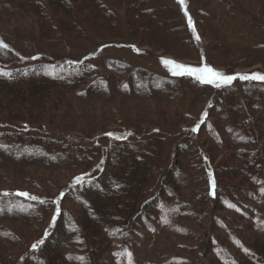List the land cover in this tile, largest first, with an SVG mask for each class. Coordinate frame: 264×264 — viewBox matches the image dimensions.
<instances>
[{
  "label": "rangeland",
  "instance_id": "rangeland-1",
  "mask_svg": "<svg viewBox=\"0 0 264 264\" xmlns=\"http://www.w3.org/2000/svg\"><path fill=\"white\" fill-rule=\"evenodd\" d=\"M147 1L95 0L91 13L75 8L67 16L51 9L57 22L50 23L51 29L45 5L41 12L31 0H0V38L9 45L0 48V65L84 61L95 67V76L80 88L43 93L46 106L38 104L25 121L43 123L33 126L68 142L92 146L94 158L104 166L112 163L105 159L106 147L129 140L154 150L158 170L165 175L179 161L178 146L188 144L185 158L190 159L183 170L211 163L219 167L218 176L230 177L226 166L237 164L236 156L247 147L246 122L255 127L254 139L264 142V81L237 77L232 84L217 87L195 75H174L180 69L163 61L207 65L225 75L264 74V0H186L187 14L178 0ZM229 102L233 106L229 115L216 112L217 106L226 109ZM8 122L21 121L0 114V128L11 127ZM81 155L79 149L0 144V264H16L32 241L41 239L53 219L49 203L43 201L72 189L65 205L79 210L75 205L80 189L68 184L86 164ZM183 170L173 172L182 184V201H173L171 207L163 204L152 226H138L130 246L117 242L99 264H238L242 242H249L246 235H264V211L259 210L264 207V191L252 185L238 214L225 210L222 221L212 224L217 227L213 241L217 254L203 256L198 248L204 231L199 217L205 212L192 199L207 193L206 182L195 180L193 187ZM229 185L227 191L236 194L231 190L239 184L230 190ZM225 247L231 258L221 253Z\"/></svg>",
  "mask_w": 264,
  "mask_h": 264
},
{
  "label": "trees",
  "instance_id": "trees-1",
  "mask_svg": "<svg viewBox=\"0 0 264 264\" xmlns=\"http://www.w3.org/2000/svg\"><path fill=\"white\" fill-rule=\"evenodd\" d=\"M145 1L148 3L147 0ZM31 3L37 11L42 12L45 6L48 8V15L45 18L49 21V26L50 23L52 26H57V22L52 18L51 9L67 16L73 14L75 8L81 12L90 10L91 13V9L97 4L95 0H31ZM81 12H79L80 16L83 14ZM94 76L95 67L84 61L69 63L39 61L17 67L0 65V114L7 113L13 121L18 119L21 121L8 122L12 124L11 127L0 128V144L13 146L20 144L49 149L52 147L57 150L79 149L83 154L80 157L85 160L83 164L86 163L81 166L80 173L76 174L68 184H75L76 189H80L81 194L76 198L79 204L75 205L79 210L76 212L73 206L65 205L66 195L72 189L67 193L59 192L49 201H41L44 204L49 203L55 219H52L46 230L42 232L41 239L32 241L16 264L102 263L106 253L117 242L123 241L129 244L138 226H152L153 218L163 204L171 207L173 201L174 204L182 201V184L179 185L180 179L173 178V172L176 170L175 173L178 175L182 168L187 166L190 157L185 158V155L190 153L187 151L191 149L190 145L178 146L176 151L178 163L162 175L158 170L155 151L152 149L145 150L129 140H120L106 147L105 159L110 158L112 163L104 166V162L94 158L92 146L68 142L57 134L47 131L46 128L33 126L43 123L25 121L26 115L30 116L39 109L38 104L42 108L46 106L42 102L45 92L49 91L48 95H50L65 90L73 91ZM251 99L258 101L261 96H251ZM229 103L225 106L226 109L217 106L216 112L229 115L233 108L231 102ZM209 114L213 115L214 111H210ZM246 123L243 131L247 138V147L242 150L243 154L236 156L240 158L237 164L226 166L230 177L223 175L225 173L221 171L222 174L219 173L221 179H219L217 170L219 167H212L211 163L205 167L196 163L194 167L198 169L189 167L183 170L185 173L188 172L187 177L193 187L197 182L202 183L204 180L206 182L207 193L198 197L193 195L195 198L192 199L196 203H201L205 212V214L200 212L199 217V224L204 231L199 235L198 248L201 249L203 256L217 254L214 253L216 250L213 242L217 238L215 233L217 227L212 224H219L222 221L220 214L225 210L238 214L249 196L252 185H259L264 189V142L254 139L255 127H252L250 122ZM192 133L195 135L193 130ZM85 173L88 175L77 183L75 178ZM203 176H207V179ZM213 180L216 185L214 190L211 183ZM228 183L229 190L239 184V188L231 190L236 194L227 191ZM245 184H250L251 188L242 186ZM221 185L226 188L222 189ZM213 191L215 195L212 194ZM262 195L264 196V192ZM221 198L226 202H222ZM259 210L264 211V207ZM208 222H211L209 227ZM246 237L247 242H251L249 246V242H242L244 249L241 259L235 261L238 264H264V235L255 238L250 235ZM40 240H43V243L37 248H32V245ZM221 253L226 258L232 257L228 247H225ZM224 259L222 263H225Z\"/></svg>",
  "mask_w": 264,
  "mask_h": 264
},
{
  "label": "snow or ice",
  "instance_id": "snow-or-ice-1",
  "mask_svg": "<svg viewBox=\"0 0 264 264\" xmlns=\"http://www.w3.org/2000/svg\"><path fill=\"white\" fill-rule=\"evenodd\" d=\"M178 3L185 8V13L187 14V8H186V0H178ZM189 23L191 24V17L189 16ZM197 39H199V36H197ZM9 45L3 41L2 38H0V48H8ZM35 59V57H33ZM166 65L173 64L176 69H180L179 71H173L174 75H195L197 79H199L202 83L207 84H215L217 87H220L221 85H230L234 80L239 77V79L242 80H258V81H264V74L255 72L250 74H236V75H225L222 72H219L215 69H213L210 66L204 65L202 67H192V66H185L182 64H176L175 61L165 60L163 61ZM196 129L194 128L193 131ZM106 135L113 136V133H106ZM131 135V133H129ZM127 137L124 136H117L116 139H126ZM88 175L87 173L77 176L75 179L77 183L81 182L84 179V176ZM212 188L215 189V181L212 182ZM264 191V189H262ZM20 196L28 197L29 193L26 192H20L17 193ZM215 195V192L212 193ZM7 195V193H5ZM31 199H37L35 196H31ZM230 207H234V205H230ZM55 219V217H53ZM43 240L37 241L35 244L32 245V248H37L38 245L42 244Z\"/></svg>",
  "mask_w": 264,
  "mask_h": 264
}]
</instances>
